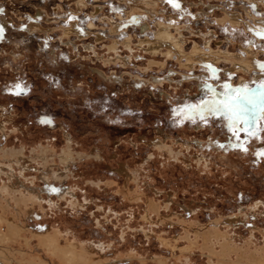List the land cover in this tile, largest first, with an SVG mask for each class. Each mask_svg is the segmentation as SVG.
Listing matches in <instances>:
<instances>
[{
	"label": "rangeland",
	"instance_id": "1",
	"mask_svg": "<svg viewBox=\"0 0 264 264\" xmlns=\"http://www.w3.org/2000/svg\"><path fill=\"white\" fill-rule=\"evenodd\" d=\"M179 5L0 0V264H264V0Z\"/></svg>",
	"mask_w": 264,
	"mask_h": 264
},
{
	"label": "snow or ice",
	"instance_id": "2",
	"mask_svg": "<svg viewBox=\"0 0 264 264\" xmlns=\"http://www.w3.org/2000/svg\"><path fill=\"white\" fill-rule=\"evenodd\" d=\"M173 8H179V0H165ZM261 39H264V30L256 33ZM227 88V86H225ZM18 90L16 94H20L23 89L19 84L15 85ZM233 94L225 93L222 101H209L205 104V108L212 113H219L229 121V127L234 135L238 136L239 131L245 129H237L233 127L236 124H250L257 119L264 118V83L255 90H232ZM246 131V130H245ZM246 151V149H244ZM264 156V151L257 154Z\"/></svg>",
	"mask_w": 264,
	"mask_h": 264
},
{
	"label": "bare ground",
	"instance_id": "3",
	"mask_svg": "<svg viewBox=\"0 0 264 264\" xmlns=\"http://www.w3.org/2000/svg\"><path fill=\"white\" fill-rule=\"evenodd\" d=\"M98 8V7H97ZM236 22V21H235ZM78 27L76 26V25H72V28L71 29H69V30H67L66 31V33L67 34H69V33H72V32H78V29H77ZM165 28V27H164ZM81 31V30H80ZM168 33V32H167ZM256 33V32H255ZM161 34V33H160ZM165 38V37H164ZM163 40H166V38L165 39H163ZM173 45V44H172ZM152 46H154V45H152ZM174 47V46H173ZM177 47V46H176ZM153 48V47H152ZM172 48V47H171ZM110 49H115V44H113L111 47H110ZM174 49V48H173ZM179 49H180V47H179ZM182 49V48H181ZM154 50V49H153ZM156 50V49H155ZM178 51V50H177ZM170 52H171V50H170ZM173 53V52H172ZM181 56V55H180ZM248 61L247 62H245V61H242L241 62V65L240 66H243L244 68L245 67H247L248 66ZM250 65V64H249ZM249 67V66H248ZM68 155H70L69 153H68ZM10 223V222H9ZM15 225V224H14ZM47 238V239H46ZM46 238H45V241H47V246L50 248V249H52L53 251H57V252H59L58 254H60L62 257H64V259L65 260H67L68 262H70V261H73V260H75V258H76V256H73L72 254H74V255H76L75 254V252L73 251V249H72V246H71V248H67L68 250L65 252H61V250L59 249V246H58V242H57V236L55 237H48V236H46ZM56 252V253H57ZM55 253V252H54ZM57 254V255H58ZM59 256V255H58Z\"/></svg>",
	"mask_w": 264,
	"mask_h": 264
}]
</instances>
